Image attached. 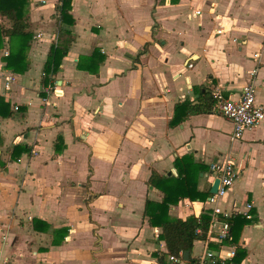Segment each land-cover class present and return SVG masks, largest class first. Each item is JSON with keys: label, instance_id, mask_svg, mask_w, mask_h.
<instances>
[{"label": "crops", "instance_id": "obj_1", "mask_svg": "<svg viewBox=\"0 0 264 264\" xmlns=\"http://www.w3.org/2000/svg\"><path fill=\"white\" fill-rule=\"evenodd\" d=\"M58 4L29 0L26 73L6 69L8 48L0 49V97L11 111L0 115V264H192L206 239L195 241L189 260L169 259L162 229L145 214L148 200L164 197L149 179L178 176L175 160L187 154L207 165L198 189L210 191L212 165L228 153L239 176L218 204L226 213L252 204V222L237 242L209 248L226 256L240 247L241 264H264V127L232 139L214 100L205 111L213 86L237 98L249 82L264 106V0H73L75 23L63 26L72 34L58 28ZM60 41L68 50L47 91L44 64ZM95 50L97 62L105 57L99 66L88 59ZM81 61L97 72L78 68ZM9 74L16 81L7 91ZM184 102L205 109L184 116L180 107L171 125ZM18 144L30 152L13 160ZM208 198L182 199L169 213L199 217L216 204Z\"/></svg>", "mask_w": 264, "mask_h": 264}, {"label": "trees", "instance_id": "obj_2", "mask_svg": "<svg viewBox=\"0 0 264 264\" xmlns=\"http://www.w3.org/2000/svg\"><path fill=\"white\" fill-rule=\"evenodd\" d=\"M73 0H59L58 4V28L61 32L72 34L68 28L63 26H72L75 23V19L71 14ZM28 5L29 0H0V17H7L10 22V27H5L0 21V49L8 48L7 53L2 57L5 62V68L11 70L14 73L24 74L30 68L29 50L32 45L33 32L30 31L28 23ZM6 38H8L6 40ZM71 42V40H68ZM68 50V44L63 41L53 43L47 60L44 64V71L42 77V84L47 87H52L55 81L52 79L53 75L60 71L62 59ZM99 52L95 50L88 59H92L94 62L97 60ZM104 56H100L97 65L99 66L104 60ZM95 65L84 66L83 61L78 64V68L88 70L96 73L98 70ZM210 93H205V97L208 100V107L205 111L211 110L213 104V98ZM0 115L3 117H9L11 115L10 104L5 102L3 97H0ZM185 107L186 115L192 114L198 111H204L200 107L192 105L190 102H184L182 105L176 106V114L171 120V125H177L180 119H177L178 109ZM183 116V117H184ZM59 138V142L56 143V152H62L64 150V144ZM30 152V148L26 145L18 144L13 147L12 159L16 160L20 158L23 153ZM0 163L4 166L5 163ZM178 169V176L166 175L160 176L155 172L151 175L149 182L150 185L162 190L164 193L163 200L161 202L148 200L146 202L145 214L149 217L151 225L158 226L162 229L160 238L165 240L168 253L176 256H181L185 252L191 253L194 248V243L199 239H206L208 229L211 221V211H204L199 217L192 215L186 219H181L170 215L171 205L177 204L180 200L190 198L191 200H206L211 196L210 191H201L198 189V181L200 174L205 172L207 165L194 161L190 155H183L177 158L174 163ZM252 219V218H251ZM251 219L246 218L242 214H234L229 219L231 224V236L234 242H237L236 232L241 229L245 224L252 222ZM68 233L67 229H64L62 236ZM231 240V241H232ZM246 256V250L238 248L234 256V264H241L242 260Z\"/></svg>", "mask_w": 264, "mask_h": 264}, {"label": "built area", "instance_id": "obj_3", "mask_svg": "<svg viewBox=\"0 0 264 264\" xmlns=\"http://www.w3.org/2000/svg\"><path fill=\"white\" fill-rule=\"evenodd\" d=\"M189 65L192 66V64ZM257 71L258 69L254 67L251 74L255 75ZM15 81L16 76L14 74L7 75L4 80V88L7 91L10 90ZM224 90L222 85L213 86L211 95L214 100L215 111L229 119L233 124L232 139L241 138L245 131L255 126L264 127V106L258 104L256 101V88L253 82L244 85L237 98L226 96ZM47 91H50V87L47 88ZM212 171L220 179V183L217 193L211 194L208 198V202L216 203L211 211V221L206 238L208 246H206V249L201 254L194 258L192 264H234L235 249L229 250L226 256H222V254H217L209 248V242L213 240L220 242L231 240V224L228 219L233 214H242L246 218L251 219L252 214L250 211L252 204H247L244 211H234L231 213L224 212L218 204V201L226 195L239 176L236 159L231 153L225 156L221 164H213ZM220 215H223L225 219L220 220ZM217 224H220L218 230L215 229ZM181 258L182 255L180 257L172 254L169 255V259L175 263L180 261Z\"/></svg>", "mask_w": 264, "mask_h": 264}, {"label": "water", "instance_id": "obj_4", "mask_svg": "<svg viewBox=\"0 0 264 264\" xmlns=\"http://www.w3.org/2000/svg\"><path fill=\"white\" fill-rule=\"evenodd\" d=\"M219 183H220V179H219L218 177H216V179H215V181H214V183L212 184L211 189H210L211 194H215V193H217ZM183 256H184V257H183L184 260H189V258H190V253H189V252H185Z\"/></svg>", "mask_w": 264, "mask_h": 264}]
</instances>
